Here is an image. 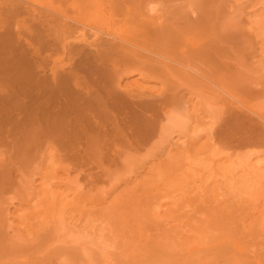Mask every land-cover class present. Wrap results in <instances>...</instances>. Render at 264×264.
Instances as JSON below:
<instances>
[{"label": "bare ground", "instance_id": "1", "mask_svg": "<svg viewBox=\"0 0 264 264\" xmlns=\"http://www.w3.org/2000/svg\"><path fill=\"white\" fill-rule=\"evenodd\" d=\"M0 1V71H27L0 73V264H23L53 240L88 232L97 215L114 217L121 199L96 210L107 200L80 191L83 170L126 167L138 177L214 144L215 129L197 131L198 111L183 112L189 100L176 81L225 87V75L204 2ZM243 90L239 97L226 88L264 120L246 104L262 91ZM174 134L184 139L173 143L175 155ZM143 150L148 157L129 156Z\"/></svg>", "mask_w": 264, "mask_h": 264}, {"label": "rangeland", "instance_id": "2", "mask_svg": "<svg viewBox=\"0 0 264 264\" xmlns=\"http://www.w3.org/2000/svg\"><path fill=\"white\" fill-rule=\"evenodd\" d=\"M191 2H204V16L215 24L213 60L225 87L192 77L176 86L189 100L183 112L198 111L204 124L197 131L215 129V143L196 144L180 165L145 168L138 177L126 167L83 170L80 191L107 200L96 210L107 212L110 202L121 199L114 217L97 215L88 232L53 240L23 264H264V120L226 92L236 89L240 97L243 89L262 91L246 104L264 115V0ZM69 8L67 14L76 13ZM171 139L172 154L180 153L173 146L180 137ZM148 153L129 156L137 160Z\"/></svg>", "mask_w": 264, "mask_h": 264}]
</instances>
